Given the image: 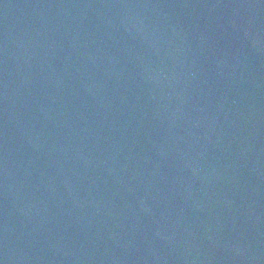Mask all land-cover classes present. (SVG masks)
Returning a JSON list of instances; mask_svg holds the SVG:
<instances>
[{"label":"water","instance_id":"obj_1","mask_svg":"<svg viewBox=\"0 0 264 264\" xmlns=\"http://www.w3.org/2000/svg\"><path fill=\"white\" fill-rule=\"evenodd\" d=\"M0 264H264V0H0Z\"/></svg>","mask_w":264,"mask_h":264}]
</instances>
